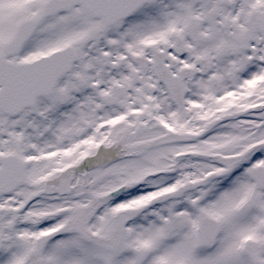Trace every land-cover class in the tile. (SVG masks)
Instances as JSON below:
<instances>
[{
	"label": "snow or ice",
	"instance_id": "1",
	"mask_svg": "<svg viewBox=\"0 0 264 264\" xmlns=\"http://www.w3.org/2000/svg\"><path fill=\"white\" fill-rule=\"evenodd\" d=\"M0 264H264V0H0Z\"/></svg>",
	"mask_w": 264,
	"mask_h": 264
}]
</instances>
